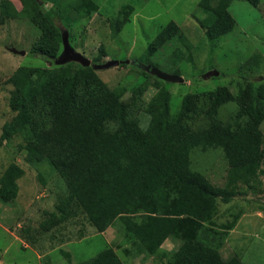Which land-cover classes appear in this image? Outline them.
I'll return each instance as SVG.
<instances>
[{"label": "rangeland", "instance_id": "rangeland-1", "mask_svg": "<svg viewBox=\"0 0 264 264\" xmlns=\"http://www.w3.org/2000/svg\"><path fill=\"white\" fill-rule=\"evenodd\" d=\"M35 1L37 10L31 12L18 0H0V264H78L105 248L111 249L121 264H170V254L181 244L178 239L168 237L154 253L136 255L118 219L96 232L81 211L70 209L72 214L59 216L56 206L65 196V186H74L80 178L53 172L41 162H26L28 156L38 157V149L25 148L36 137L23 140L13 129L18 117L8 100L14 75L67 64L75 73L83 67L73 61L54 64L61 53L60 41L52 58L32 53L33 48L48 42L47 35L55 27L59 34L66 33L70 47L91 64L119 63L108 69H91L92 76L86 77V82L84 75L76 74L74 86L81 89V102L100 94L114 98L120 92L119 102L135 100L141 107L158 92L166 91L168 116L174 123L183 129L215 130L217 120L225 126L228 116L235 114L237 101L246 90L264 85V0H229L225 12L232 19V28L214 40L206 38L201 24L206 16L199 8L202 0H85L91 11L78 15L64 14L62 9L72 4L70 0ZM217 2L208 0V9H217ZM45 12L53 15L51 24L40 18ZM169 24L174 27L170 37L155 45L156 36ZM136 62L155 65L167 74L177 72L183 81H161ZM209 71L217 75L203 78ZM53 80L58 87L67 78ZM217 90L229 100L217 109L216 118L206 121L210 106L206 97ZM183 100L192 103L189 124L182 121ZM136 106L132 108L140 127L143 123L144 129L150 128ZM37 122L49 134L50 147L55 141L61 144L67 135L60 129L54 131L52 122L40 118ZM258 131L261 159L249 177L232 181L219 148L194 149L189 154L194 177H202L211 188L228 195L226 200L215 199L211 228L217 231L219 255L235 257L241 264H264V117ZM68 139L73 143L70 137L66 143ZM53 150H59V145ZM10 182L12 188L4 190Z\"/></svg>", "mask_w": 264, "mask_h": 264}, {"label": "trees", "instance_id": "trees-1", "mask_svg": "<svg viewBox=\"0 0 264 264\" xmlns=\"http://www.w3.org/2000/svg\"><path fill=\"white\" fill-rule=\"evenodd\" d=\"M228 1L218 0L213 11L208 9V0L201 1L199 8L206 14L201 24L208 40L230 32L232 19L225 12ZM18 2L31 12L37 10L35 0ZM70 2L62 9L64 14L91 11L85 0ZM52 17L50 12L40 15L49 24ZM173 28L169 24L161 30L155 45L169 38ZM50 32L48 42L33 48V54L55 56L60 34L55 27ZM57 67L16 73L8 106L18 117L17 127L13 129H17L23 140L36 137L25 148L38 149V157H34L37 160L28 156L26 162L31 165L41 162L53 172L80 178L74 186H65V196L56 206L59 216L72 214L70 209L81 211L96 232L104 231L118 219L136 255L154 253L168 237L178 239L181 244L170 254V264H241L235 257L219 255L217 231L211 228L215 199L226 200L228 195L211 188L202 177H194L189 170V154L194 149L219 148L232 181L253 175L261 159L262 137L258 127L264 117V85L243 93L237 101L239 108L224 121L225 126L217 120L215 130L208 127L195 131L192 127L183 129L169 118L166 91L158 92L141 107L136 106L135 100L129 104L119 102L120 92L114 98L100 94L81 102L78 99L81 89L74 86V78L82 74L86 82V77L92 76L91 68L79 67L73 73L68 69L69 64ZM173 74L178 76L177 72ZM56 77L67 80L56 87L53 80ZM206 98L210 106L205 116L209 121L216 118L217 109L227 98L218 90ZM133 106L140 109L145 117L143 122L149 123L150 128L144 129L143 123L140 127ZM191 106L190 101L183 100L185 124L192 122ZM38 117L55 124L54 131L60 129L67 134L61 144L55 141L49 146V134L38 124ZM68 137L73 143L69 139L66 143ZM1 138L6 140L7 136L2 134ZM58 145L59 150L54 151ZM7 186L12 188V182L4 190H9ZM78 264L121 262L111 249L105 248Z\"/></svg>", "mask_w": 264, "mask_h": 264}, {"label": "water", "instance_id": "water-1", "mask_svg": "<svg viewBox=\"0 0 264 264\" xmlns=\"http://www.w3.org/2000/svg\"><path fill=\"white\" fill-rule=\"evenodd\" d=\"M60 42H61V53L54 60L55 65H61L66 62L73 61L79 63L83 67H90L91 69L99 70V69H108L110 67L119 64L117 61H113V60L107 61L99 65L91 64L89 60L85 59L83 56H81L79 53H77L70 47V45L67 42L66 33L64 31L60 33ZM123 63H127V62L124 61ZM136 65L141 70L151 73L154 77H156L161 81L171 82V83L172 82L181 83L183 81V79L177 75L161 72L159 69L155 67H151L148 64H142L136 62ZM216 75H217L216 71H209L203 75V78L214 77Z\"/></svg>", "mask_w": 264, "mask_h": 264}]
</instances>
